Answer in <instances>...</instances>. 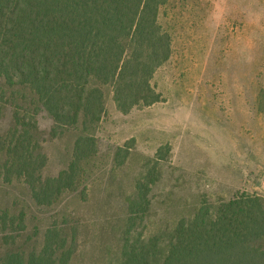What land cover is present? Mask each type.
Masks as SVG:
<instances>
[{
    "label": "trees",
    "instance_id": "16d2710c",
    "mask_svg": "<svg viewBox=\"0 0 264 264\" xmlns=\"http://www.w3.org/2000/svg\"><path fill=\"white\" fill-rule=\"evenodd\" d=\"M166 4L0 0V118L10 115L0 133V185L21 182L41 208L83 194L97 153L92 132L104 114V90L124 114L161 99L151 82L171 56V35L159 23ZM42 111L52 128L78 132L67 167L54 177L43 176L47 158L36 124ZM152 175L136 182L112 264H264L263 196L204 200L190 217L145 236L149 189L140 181L151 186ZM37 236L26 233L22 214L0 213V264H71L79 246L76 225L52 224L40 243Z\"/></svg>",
    "mask_w": 264,
    "mask_h": 264
},
{
    "label": "rangeland",
    "instance_id": "374dc122",
    "mask_svg": "<svg viewBox=\"0 0 264 264\" xmlns=\"http://www.w3.org/2000/svg\"><path fill=\"white\" fill-rule=\"evenodd\" d=\"M159 23L172 38L171 56L151 82L161 99L124 114L104 90L83 194L41 208L21 182L0 185V213L22 214L37 243L52 224L78 227L71 264L114 262L128 201L149 171L157 181H140L149 189L145 236L190 217L204 200L264 197V0H167ZM1 115L0 133L10 121L8 111ZM36 124L43 176L54 177L78 132L52 128L44 111Z\"/></svg>",
    "mask_w": 264,
    "mask_h": 264
}]
</instances>
